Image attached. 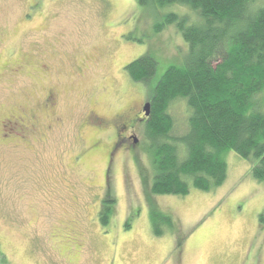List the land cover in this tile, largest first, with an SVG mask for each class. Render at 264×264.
<instances>
[{
  "label": "rangeland",
  "instance_id": "obj_1",
  "mask_svg": "<svg viewBox=\"0 0 264 264\" xmlns=\"http://www.w3.org/2000/svg\"><path fill=\"white\" fill-rule=\"evenodd\" d=\"M175 8L0 0V121L34 130L27 142L0 139V252L9 264H264V181L248 162L224 151L219 188L155 196L153 149L140 123L123 128L120 120L135 148L127 141L108 166L110 132L78 128L90 111L109 119L149 98L127 64L153 57L156 79L181 65L187 47L175 27L152 30L168 12L186 15ZM50 89L56 102L45 110ZM186 110L182 101L167 109L171 137L187 133ZM107 194L116 202L103 226L97 211Z\"/></svg>",
  "mask_w": 264,
  "mask_h": 264
},
{
  "label": "trees",
  "instance_id": "obj_2",
  "mask_svg": "<svg viewBox=\"0 0 264 264\" xmlns=\"http://www.w3.org/2000/svg\"><path fill=\"white\" fill-rule=\"evenodd\" d=\"M135 1L186 11L168 12L152 26L154 34L175 27L187 47L181 65L169 66L158 79L151 56L123 67L132 83L151 92L150 113L140 123L153 149L151 194L184 197L190 188H219L226 179L224 151L248 162L252 177L264 181V0ZM175 101L184 102L188 113L187 133L180 137H171L167 114ZM111 214L100 212L103 226ZM0 264H9L1 252Z\"/></svg>",
  "mask_w": 264,
  "mask_h": 264
},
{
  "label": "flooded vegetation",
  "instance_id": "obj_3",
  "mask_svg": "<svg viewBox=\"0 0 264 264\" xmlns=\"http://www.w3.org/2000/svg\"><path fill=\"white\" fill-rule=\"evenodd\" d=\"M126 37V34L123 35ZM122 36V37H123ZM55 93L52 89H50L47 93L44 95V100L41 101V105L45 110H51L54 103L56 102L55 99ZM146 100H141L140 104H134L129 103L123 106V109L118 110L115 112L113 116H111L109 119H105L103 116H97L96 113L93 111H90L87 113V115L82 119V122L79 124L78 128L80 130L87 129L91 134L96 135H105V133L110 132L111 134V140L109 141V144L105 146V155L107 158V166L111 161L112 154L115 153L118 149L125 146V143L129 142L130 149L135 148V145L131 144L132 138L131 135L125 136L120 134V128L119 123L120 120L122 121L121 126L124 127H130L135 123H143L145 122V119L148 117L145 115V106L150 103ZM150 113V109H149ZM91 117L94 119L92 120ZM92 122L98 123V125L92 124ZM25 124L21 120L16 119H8L0 121V132L5 133L0 135V139L3 142H27L29 139H31V136H34V130L29 131L28 128L25 129ZM110 130V131H107ZM131 132V131H130ZM129 132V134H130ZM99 144H101L99 141H95L91 144L92 152L95 153L97 149L99 148ZM105 185L107 183V179L104 180ZM109 197L107 194L103 199L100 201V209L97 211V215L100 214V212H103L104 210H112L114 207V199H108L105 198ZM106 202V204H105ZM105 204V205H104ZM113 211V210H112Z\"/></svg>",
  "mask_w": 264,
  "mask_h": 264
},
{
  "label": "water",
  "instance_id": "obj_4",
  "mask_svg": "<svg viewBox=\"0 0 264 264\" xmlns=\"http://www.w3.org/2000/svg\"><path fill=\"white\" fill-rule=\"evenodd\" d=\"M148 114H149V105L147 104L145 106V115L148 116Z\"/></svg>",
  "mask_w": 264,
  "mask_h": 264
}]
</instances>
